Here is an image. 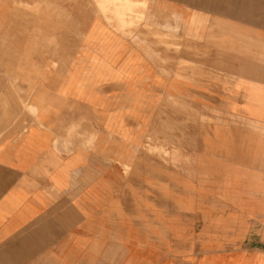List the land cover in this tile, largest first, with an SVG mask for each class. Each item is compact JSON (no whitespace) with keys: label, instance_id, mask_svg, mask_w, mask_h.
<instances>
[{"label":"crops","instance_id":"0c3cea01","mask_svg":"<svg viewBox=\"0 0 264 264\" xmlns=\"http://www.w3.org/2000/svg\"><path fill=\"white\" fill-rule=\"evenodd\" d=\"M263 4L0 0V264H264Z\"/></svg>","mask_w":264,"mask_h":264},{"label":"rangeland","instance_id":"374dc122","mask_svg":"<svg viewBox=\"0 0 264 264\" xmlns=\"http://www.w3.org/2000/svg\"><path fill=\"white\" fill-rule=\"evenodd\" d=\"M73 1L74 0H68V5H73ZM95 1H97V0H95ZM99 1V0H98ZM107 1H109V2H112V3H114V4H118V3H120V4H123L124 6H128V7H131V2H132V0H107ZM262 0H260V2H261ZM147 4L146 3H142L141 4V6H146ZM264 5V4H263Z\"/></svg>","mask_w":264,"mask_h":264}]
</instances>
